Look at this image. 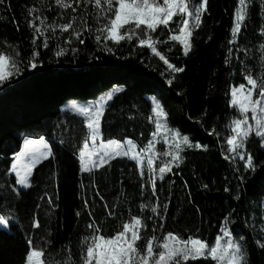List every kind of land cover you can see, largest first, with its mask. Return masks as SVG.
<instances>
[{
	"label": "trees",
	"instance_id": "1",
	"mask_svg": "<svg viewBox=\"0 0 264 264\" xmlns=\"http://www.w3.org/2000/svg\"><path fill=\"white\" fill-rule=\"evenodd\" d=\"M33 4L40 7L37 0H5L0 5V42L9 45L0 43V48L13 56L18 49L21 69L20 74L0 85V214L11 218L8 229L0 227V264H24L29 238L46 249L45 259L50 264L61 261L66 248L78 258L79 241L89 232V211L105 235H110L129 214H150L140 213L138 207L144 200V181L134 161L112 160L94 175L79 171L83 118L63 106L71 99H95L114 87L120 91L114 93L104 110V140L131 138L138 145L146 144L154 129L148 120L151 96H156L168 113V126L187 134L191 143L203 146L185 147L179 167L157 182L160 203L168 202L169 207L163 214V229H159V217H154L147 221L149 232L156 226L158 235L168 231L185 237L197 234L211 242L227 216L234 235L244 238L247 264H264V248L257 244L264 243V147L259 138L249 140L254 169L245 170L240 160L224 158L226 125L234 115L229 107L230 86L243 82L245 69H260L258 45L264 42L260 5L251 6L247 27L242 29L237 44L230 46L237 0H207V11L202 26L193 32L189 55H183L177 42L158 45L172 64L185 69L169 84L171 76L166 66L149 49L138 47L137 41H121L119 45L108 41L104 47L87 32L81 37L83 44L75 38L71 45L65 44L67 33L49 40L47 48L42 47L43 38L38 39V66L30 68L33 34L26 23V9ZM49 6L51 10H47ZM42 10L48 22L60 11L52 0H46ZM70 13L65 12V17ZM154 35L165 40L168 32L158 29ZM58 44L66 55H55ZM73 47L78 51L72 52ZM213 129L219 136L209 134ZM40 137L50 142L53 156L35 167L31 187L19 189L8 169L23 141ZM162 143L158 150H163ZM45 194L52 197L53 206H49ZM144 195L149 201L155 199L150 189ZM108 211L115 217H109ZM34 216L40 221L38 229L32 227Z\"/></svg>",
	"mask_w": 264,
	"mask_h": 264
},
{
	"label": "snow or ice",
	"instance_id": "2",
	"mask_svg": "<svg viewBox=\"0 0 264 264\" xmlns=\"http://www.w3.org/2000/svg\"><path fill=\"white\" fill-rule=\"evenodd\" d=\"M4 3L5 0H0V5ZM37 3L40 7L33 4L26 9L28 12L26 23L33 34L31 40L33 50L28 60L30 68L35 69L38 66L36 63L39 57V51L36 50L38 39L43 38L42 47L47 48L49 40H56L67 33L65 44L71 45L73 38L83 44L84 40L81 37L87 32L89 36L94 35L95 42L104 47L108 41L114 45H119L121 41H137L138 47L149 49L151 54L158 57L166 66L171 76L167 81L169 84L176 73H181L185 69L172 64L158 50V45L169 41L177 42L182 46L183 55H189L193 46V32L202 26L203 14L207 11V0H52L60 11L52 22H48L42 10L46 0H37ZM257 3L264 13V0H237L230 28L231 39L228 42L230 46L237 44L242 29L247 27L249 10ZM47 10H51V7L49 6ZM68 10H71V13L65 17L64 13ZM261 18L264 19V16ZM158 29L168 32L165 40H160L159 36L154 35ZM260 34L264 36V24L261 25ZM0 43L9 46L6 42ZM258 50L259 71L245 69L242 73L243 82L230 86L229 107L233 109L234 115L226 125L228 134L225 137L224 158L233 162L237 159L244 161L245 170L255 168L253 156L246 151L248 141L253 137L259 138L261 147H264V42L258 45ZM14 51L15 56L0 48V85L21 72L20 61L17 59L20 53L18 49ZM71 51L76 52L78 49L73 47ZM107 51L111 52L112 49L107 48ZM232 51L230 47L229 53ZM55 55L57 57L66 55V51L58 44ZM115 91L119 92L120 89L117 88ZM112 99L113 94L109 93L92 106L75 104L72 106L75 113L83 118L82 146L78 150L79 171L94 175L95 171L110 165L112 160L127 158L134 161L140 178L144 181L141 184L144 200L138 207L140 213L150 214L147 216L129 214L126 219H121L110 235H105L100 223L89 211L91 218L87 225L89 232L79 241L78 258L66 248L64 249L66 255L57 264H188L189 261L197 260L209 261L211 264H247L244 238L234 235L230 228L231 220L227 216L211 242L197 234H188L185 237L168 231L158 235L156 226L149 232L147 221L154 220V217H159L161 221L159 229H163L162 221L165 218L163 214L167 213L169 207L168 202L160 203L157 182L172 173L174 167H179L183 160L181 152L185 147L203 146L191 143L187 136H182L178 130L171 129L167 123L168 113L155 98L152 101L151 115L148 117L149 122L154 124V129L146 144L138 145L131 138H125L123 141L104 140L101 130L102 117L106 103ZM209 134L219 136L216 129ZM161 141L165 145L162 151L156 147ZM52 156L53 152L44 137H40L39 140L25 139L23 147L15 153L14 162L8 169L9 173L15 174V185L23 189L31 187L30 177L35 167ZM204 187L207 188V185ZM148 189L151 197L155 198L153 201H149L144 195ZM225 191L229 189L225 188ZM47 202L49 206H53L52 197L47 196ZM84 205L87 209V200L84 201ZM105 208H108L107 204ZM76 214L80 215L79 212ZM108 216L114 218L115 213L108 211ZM10 221V217L0 214V226L7 228ZM40 226L39 218L34 216L32 227L38 229ZM257 244L264 248V243L257 241ZM27 246L24 264H50V261L45 259V248L34 245L32 238L27 240Z\"/></svg>",
	"mask_w": 264,
	"mask_h": 264
},
{
	"label": "rangeland",
	"instance_id": "3",
	"mask_svg": "<svg viewBox=\"0 0 264 264\" xmlns=\"http://www.w3.org/2000/svg\"><path fill=\"white\" fill-rule=\"evenodd\" d=\"M6 82H7V81H6ZM3 84H4V83H3ZM116 89H117V87H114V88H112V89L106 91L105 93H103V94L100 95L99 97H97V98H95V99L88 100V101H82V100H77V99H71V100H69L68 102H66V104L63 106V109L74 111V110H73V107H72L74 104H75V105H78V106H85V107L92 106V105L96 104L98 101H100L101 98L106 97L107 94L112 93V94L114 95V93L116 92V91H115ZM153 98H155L157 101H159V99H158L156 96H151V101H153ZM107 103H108V102H107ZM107 103H106V105H107ZM159 103H160V101H159ZM160 104H161V103H160ZM105 107H106V106H105ZM74 112H75V111H74ZM171 129L178 130V131L181 133V131H180L179 129H177V128H171ZM181 135H182V136H187V137L189 138V136H188L187 134H183V133H181ZM30 140H32V139H30ZM45 141L47 142V144H48V145L50 146V148H51V144H50V142L47 141V140H45ZM248 143H249V141H248ZM248 143H247V147H246V151H247V152H248ZM23 144H24V141H23V143H22V147H23ZM158 144H159V143H157V145H156L157 149H158ZM162 144H163V143H162ZM164 147H165V145L163 144V149H164ZM51 150H52V148H51ZM248 153H249V152H248ZM237 160H239V159H237ZM241 162L244 163V161H241ZM11 174L15 176L14 173H11ZM18 188H19V189H23V188H20L19 186H18ZM0 227H1V228H4V229H8V227H7V228H5V227H3V226H0ZM230 228H231V227H230ZM244 247H245V246H244ZM245 251H246V249H245Z\"/></svg>",
	"mask_w": 264,
	"mask_h": 264
}]
</instances>
